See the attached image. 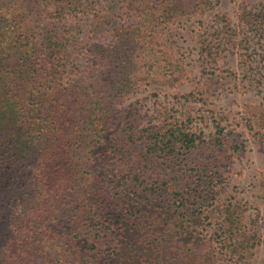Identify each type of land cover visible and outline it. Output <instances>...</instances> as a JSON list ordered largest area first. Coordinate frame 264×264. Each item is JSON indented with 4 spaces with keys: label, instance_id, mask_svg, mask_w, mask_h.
<instances>
[{
    "label": "rangeland",
    "instance_id": "obj_1",
    "mask_svg": "<svg viewBox=\"0 0 264 264\" xmlns=\"http://www.w3.org/2000/svg\"><path fill=\"white\" fill-rule=\"evenodd\" d=\"M130 3L75 0L58 25L63 84L87 88L113 76L120 33L143 32L129 63L136 83L114 100L113 126L76 153L99 201L76 232L53 228L49 242L26 240L0 264H264V0H208L201 10L179 0L153 34ZM154 53L175 66L171 79L157 64L143 72ZM127 115L133 141L119 156ZM170 126L197 134L195 146L147 154L146 133Z\"/></svg>",
    "mask_w": 264,
    "mask_h": 264
},
{
    "label": "trees",
    "instance_id": "obj_2",
    "mask_svg": "<svg viewBox=\"0 0 264 264\" xmlns=\"http://www.w3.org/2000/svg\"><path fill=\"white\" fill-rule=\"evenodd\" d=\"M41 1L44 6L36 8L29 0H0V260L22 251L26 240L52 239L53 228L76 232L88 219L87 206L99 199L91 196L76 153L95 147L113 126L114 100L136 83L129 63L138 62L137 51L144 47L139 27L122 31L125 53L112 57L113 76H100L89 88L64 85L65 64L54 54L64 44L58 25L75 0ZM149 1L131 0L129 6L153 34L179 0ZM206 4L195 0L194 7ZM143 57L148 63L143 72L156 64L168 79L176 72L171 62L160 65L161 59L169 61L166 55ZM132 124L127 115L114 142L119 156L133 141ZM197 138L180 126L152 129L144 136L146 153L172 155L178 147H194Z\"/></svg>",
    "mask_w": 264,
    "mask_h": 264
}]
</instances>
